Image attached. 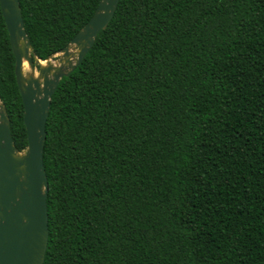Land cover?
<instances>
[{"label":"trees","instance_id":"1","mask_svg":"<svg viewBox=\"0 0 264 264\" xmlns=\"http://www.w3.org/2000/svg\"><path fill=\"white\" fill-rule=\"evenodd\" d=\"M34 54L100 0H18ZM0 100L27 147L0 10ZM43 264H264V0H119L50 99Z\"/></svg>","mask_w":264,"mask_h":264},{"label":"water","instance_id":"2","mask_svg":"<svg viewBox=\"0 0 264 264\" xmlns=\"http://www.w3.org/2000/svg\"><path fill=\"white\" fill-rule=\"evenodd\" d=\"M118 1L100 0L91 18L71 41L42 61L34 54L24 29L19 1L0 0L14 57V75L23 105L22 124L27 141L26 149L19 152L0 100V264H43L48 240V182L42 154L50 99L60 80L82 62L98 33L105 29ZM55 55H59L57 62L63 64L58 67L54 62L41 64ZM24 61L32 74H23Z\"/></svg>","mask_w":264,"mask_h":264},{"label":"bare ground","instance_id":"3","mask_svg":"<svg viewBox=\"0 0 264 264\" xmlns=\"http://www.w3.org/2000/svg\"><path fill=\"white\" fill-rule=\"evenodd\" d=\"M70 50H71L72 52H75V51H73V48H72V47L70 48ZM41 64L44 65V62H42ZM61 64H63V63H59V62H57V61L54 62V66H55V67H58V66L61 65ZM62 66L64 67V65H62ZM29 71H30V68H29L27 62L24 61V62H23V74L26 75V73H28Z\"/></svg>","mask_w":264,"mask_h":264},{"label":"rangeland","instance_id":"4","mask_svg":"<svg viewBox=\"0 0 264 264\" xmlns=\"http://www.w3.org/2000/svg\"><path fill=\"white\" fill-rule=\"evenodd\" d=\"M58 57H59V55H55L50 60H47L46 62H44V65H47V64L52 63V62H56ZM30 74H32L30 71L28 73H26V75H30ZM34 76L35 77L37 76V71L35 72Z\"/></svg>","mask_w":264,"mask_h":264}]
</instances>
